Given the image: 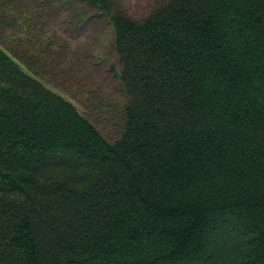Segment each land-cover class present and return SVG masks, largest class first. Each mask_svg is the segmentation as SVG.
I'll return each instance as SVG.
<instances>
[{"label": "trees", "instance_id": "1", "mask_svg": "<svg viewBox=\"0 0 264 264\" xmlns=\"http://www.w3.org/2000/svg\"><path fill=\"white\" fill-rule=\"evenodd\" d=\"M63 17L111 30L112 138L44 84ZM0 264H264V0H0Z\"/></svg>", "mask_w": 264, "mask_h": 264}, {"label": "rangeland", "instance_id": "2", "mask_svg": "<svg viewBox=\"0 0 264 264\" xmlns=\"http://www.w3.org/2000/svg\"><path fill=\"white\" fill-rule=\"evenodd\" d=\"M157 0H125L127 12L134 18H140L150 13ZM63 17L52 23L53 28L64 40L77 51L79 55L78 74L68 78L57 86L45 81V86L58 93L74 104L81 114L93 122L107 138H112L116 132L109 124V112L100 108V100L107 103L111 94L113 74L110 71L114 63V55L111 49V30L105 19L81 22L80 17ZM78 62V61H77ZM78 63H75V66ZM76 69V68H75ZM61 80V78H57ZM70 80V81H69ZM91 89L95 98L87 100L84 104L72 90V83ZM117 96V95H116ZM98 104V105H97ZM112 109V108H111Z\"/></svg>", "mask_w": 264, "mask_h": 264}]
</instances>
